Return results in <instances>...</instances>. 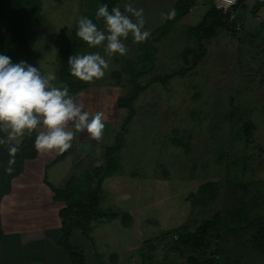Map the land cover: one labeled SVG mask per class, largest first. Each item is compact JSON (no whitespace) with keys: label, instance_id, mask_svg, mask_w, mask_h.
Instances as JSON below:
<instances>
[{"label":"rangeland","instance_id":"rangeland-1","mask_svg":"<svg viewBox=\"0 0 264 264\" xmlns=\"http://www.w3.org/2000/svg\"><path fill=\"white\" fill-rule=\"evenodd\" d=\"M34 1L38 12L26 25L30 42L16 54V63L55 75L57 51L86 14V0ZM253 1L237 11L243 17L240 29L217 28L202 41L203 56L180 73V51L192 45L186 32L211 3L193 0L188 13L153 42V66L138 79L143 88L121 133L119 168L101 183L104 209L126 213L131 222L122 227L117 218H103L92 224L84 248L95 264H264V255L251 247L242 228L252 218L264 221V5L252 9ZM173 2L121 0L118 7L122 12L127 4L143 9L144 29L154 37L161 13H168ZM123 42L127 53L105 56L104 77L73 95L86 111L104 113L105 131L99 141L76 133L64 152L75 156L70 175L101 163L103 149L126 115L116 99L129 87L123 69L138 67L142 43L131 34ZM96 52L105 55L103 46L87 44L76 55ZM113 72L119 77L112 78ZM79 143L88 146L79 148ZM207 182L214 183L215 194L206 204H196L194 195ZM234 211L241 214L240 224ZM214 218L215 231L203 238V253L179 242L180 232L192 233Z\"/></svg>","mask_w":264,"mask_h":264},{"label":"trees","instance_id":"trees-1","mask_svg":"<svg viewBox=\"0 0 264 264\" xmlns=\"http://www.w3.org/2000/svg\"><path fill=\"white\" fill-rule=\"evenodd\" d=\"M121 0H86L87 17L94 23L103 25V19L97 20L96 12L99 6L108 5L109 11L113 7H117ZM246 0H239L232 10L235 12V20L242 21V16L238 15V9L245 5ZM193 0H174L172 9L176 11V16L171 20H163L155 29V36L149 37L148 40L141 44V52L138 55L139 65L134 68L132 64H128L123 69V74L127 77L129 87L126 92L116 99L118 108L124 109L126 115L119 129L115 131L113 140L110 145L106 146L101 153V163L97 165H88L80 169L79 175H70L64 181L62 187H49L51 196L54 201L60 202L62 205L58 210L60 234L58 245L68 257L70 264H85L84 255L81 248L75 245L71 236L77 232L81 237L87 238L92 230V224L100 219L117 218L118 224L127 227L131 218L128 214L117 215L110 211H106L101 203V183L103 179L115 172L119 168V149L121 146L122 130L126 123L133 115V101L137 93L143 88L139 84L138 79L147 74L153 66V53L155 43L159 38L167 34L172 25L188 13ZM252 9L258 5H264L253 1ZM170 10V11H171ZM38 12V7L34 0H2L0 4V55L10 57L13 64H16V54L24 50L30 42L26 25ZM233 21L227 20V14L215 9L213 6L204 13L201 21L186 32V36L192 45L185 46L180 51L181 66L178 72L184 71L183 67L191 66L196 63L204 54L202 41L212 36L217 28H233ZM78 23L64 37L60 48L57 51V70L55 73L57 86H67L70 95H74L86 86L81 80H73L70 72L68 59L71 55L75 56L85 45L80 38L77 37ZM152 38V39H151ZM112 78H118L119 73H111ZM248 123L244 127V132L248 134L250 129ZM4 134L0 132V137ZM35 132L29 136L25 134L17 146L18 152L15 156V163L12 165L13 171L7 173L5 169L8 167L10 159L8 150L5 146L0 145V199L10 190L11 180L18 176L22 171V163L24 160L33 159L36 156L34 147ZM63 155V154H61ZM60 155V156H61ZM214 183L207 182L202 184L194 195V202L204 205L209 202L215 194ZM232 217L237 224L241 223V214L234 211ZM214 222L217 218L204 221L194 232H180L178 234L179 242L183 246H189L192 250L204 252L202 240L208 234L215 231ZM245 228L248 235V241L251 247L264 255V221L259 218H252L248 221ZM1 235V231H0Z\"/></svg>","mask_w":264,"mask_h":264},{"label":"clouds","instance_id":"clouds-1","mask_svg":"<svg viewBox=\"0 0 264 264\" xmlns=\"http://www.w3.org/2000/svg\"><path fill=\"white\" fill-rule=\"evenodd\" d=\"M235 2L218 0L217 6L227 10ZM175 16L174 9L161 13L162 20H171ZM96 18L103 19V29L92 19L81 17L76 35L91 48L103 46L105 55L96 52L71 55L68 59L71 75L85 83L104 77L109 69V60L105 56L110 58L127 53L123 41L130 34L136 43L145 42L151 35L150 30L144 29L143 9L131 4L125 5L124 12L118 6L109 11L108 5H101ZM55 79L51 72L45 75L26 62L13 64L10 57L0 55V132L5 133L0 137V145L9 153L5 169L9 174L18 152L12 142L25 134L37 133L34 147L39 153L67 151L72 147L76 133H86L90 141H99L104 134V113L86 111L84 104L70 95L67 86L53 84Z\"/></svg>","mask_w":264,"mask_h":264},{"label":"crops","instance_id":"crops-1","mask_svg":"<svg viewBox=\"0 0 264 264\" xmlns=\"http://www.w3.org/2000/svg\"><path fill=\"white\" fill-rule=\"evenodd\" d=\"M21 139L12 143L18 145ZM61 154L37 152L33 159L24 160L21 173L1 197L0 264H70L58 245L57 213L62 204L52 199L49 188L62 187L74 167L75 156ZM71 240L81 248L85 264H95L84 248L87 238L74 232Z\"/></svg>","mask_w":264,"mask_h":264},{"label":"built area","instance_id":"built-area-1","mask_svg":"<svg viewBox=\"0 0 264 264\" xmlns=\"http://www.w3.org/2000/svg\"><path fill=\"white\" fill-rule=\"evenodd\" d=\"M210 3H211V5L215 8V9H217V10H219V11H221L222 13H224V14H227V20H232L233 21V29L234 30H238V29H240V27H241V22L240 21H238V20H235V12L232 10V7L239 1V0H236V2L233 4V5H231L227 10H224L223 8H221V7H218L217 5H218V0H208ZM247 1V0H246ZM254 1H256V2H259V3H264V0H254Z\"/></svg>","mask_w":264,"mask_h":264},{"label":"water","instance_id":"water-1","mask_svg":"<svg viewBox=\"0 0 264 264\" xmlns=\"http://www.w3.org/2000/svg\"><path fill=\"white\" fill-rule=\"evenodd\" d=\"M88 145L87 144H85V143H79L78 144V147L79 148H86Z\"/></svg>","mask_w":264,"mask_h":264}]
</instances>
